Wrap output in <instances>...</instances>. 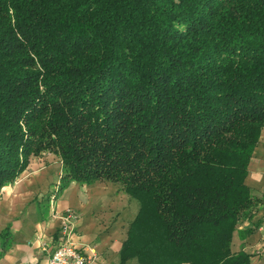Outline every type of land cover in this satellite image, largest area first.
<instances>
[{
    "label": "trees",
    "instance_id": "trees-1",
    "mask_svg": "<svg viewBox=\"0 0 264 264\" xmlns=\"http://www.w3.org/2000/svg\"><path fill=\"white\" fill-rule=\"evenodd\" d=\"M263 129L264 0H0V192L46 153L120 184L123 263L251 264Z\"/></svg>",
    "mask_w": 264,
    "mask_h": 264
},
{
    "label": "crops",
    "instance_id": "crops-1",
    "mask_svg": "<svg viewBox=\"0 0 264 264\" xmlns=\"http://www.w3.org/2000/svg\"><path fill=\"white\" fill-rule=\"evenodd\" d=\"M62 161L53 154L33 158L26 170L0 192V264H47L65 242L94 252L97 264H139L121 259V250L137 218L140 202L117 183L72 182L62 188ZM259 206L236 227L232 251L264 264V129L255 146L245 180ZM73 213L70 233L64 218ZM8 235L7 238L4 236Z\"/></svg>",
    "mask_w": 264,
    "mask_h": 264
},
{
    "label": "built area",
    "instance_id": "built-area-1",
    "mask_svg": "<svg viewBox=\"0 0 264 264\" xmlns=\"http://www.w3.org/2000/svg\"><path fill=\"white\" fill-rule=\"evenodd\" d=\"M74 219L73 213L64 218L62 233L65 237L70 233ZM47 264H97V262L93 251L85 253L78 250L71 242H65L52 253Z\"/></svg>",
    "mask_w": 264,
    "mask_h": 264
}]
</instances>
